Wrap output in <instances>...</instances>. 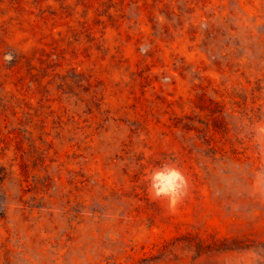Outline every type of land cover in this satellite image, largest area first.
Returning <instances> with one entry per match:
<instances>
[{
  "label": "rangeland",
  "instance_id": "374dc122",
  "mask_svg": "<svg viewBox=\"0 0 264 264\" xmlns=\"http://www.w3.org/2000/svg\"><path fill=\"white\" fill-rule=\"evenodd\" d=\"M0 264H264V0H0Z\"/></svg>",
  "mask_w": 264,
  "mask_h": 264
},
{
  "label": "clouds",
  "instance_id": "9594fccd",
  "mask_svg": "<svg viewBox=\"0 0 264 264\" xmlns=\"http://www.w3.org/2000/svg\"><path fill=\"white\" fill-rule=\"evenodd\" d=\"M149 186L155 198L176 203L186 192L187 179L174 164H164L150 173Z\"/></svg>",
  "mask_w": 264,
  "mask_h": 264
}]
</instances>
